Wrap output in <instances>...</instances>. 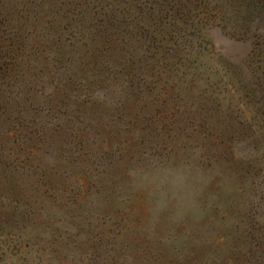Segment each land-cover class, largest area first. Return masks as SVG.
<instances>
[{
	"label": "rangeland",
	"instance_id": "1",
	"mask_svg": "<svg viewBox=\"0 0 264 264\" xmlns=\"http://www.w3.org/2000/svg\"><path fill=\"white\" fill-rule=\"evenodd\" d=\"M0 264H264V0H0Z\"/></svg>",
	"mask_w": 264,
	"mask_h": 264
}]
</instances>
